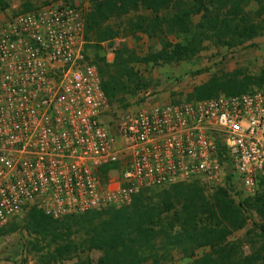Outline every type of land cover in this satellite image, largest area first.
Returning a JSON list of instances; mask_svg holds the SVG:
<instances>
[{"label":"built area","instance_id":"obj_1","mask_svg":"<svg viewBox=\"0 0 264 264\" xmlns=\"http://www.w3.org/2000/svg\"><path fill=\"white\" fill-rule=\"evenodd\" d=\"M84 26L68 4L0 25V229L30 204L60 219L228 172L255 192L264 180V89L126 112L111 132Z\"/></svg>","mask_w":264,"mask_h":264},{"label":"trees","instance_id":"obj_2","mask_svg":"<svg viewBox=\"0 0 264 264\" xmlns=\"http://www.w3.org/2000/svg\"><path fill=\"white\" fill-rule=\"evenodd\" d=\"M89 2L91 8L84 17V35L86 40L90 33L94 34L98 49L101 42L116 34L102 28L111 19L127 17V30L132 36L137 33L149 38L161 36L162 41L164 34L177 32L185 37L183 44L166 42L161 51L140 59L143 63L190 60L201 50L205 40L231 46L264 32V0ZM253 5L255 10L251 11ZM0 6H4L2 0ZM195 16H199V22L191 26ZM119 55L117 52L111 64L97 56L95 62L90 60L98 68L101 88L109 103L129 90L122 80L132 76L128 69L130 63L126 61L114 70ZM263 86L264 73L255 78L240 72L222 78L212 76L195 86L187 98L189 101L206 100L219 93L235 95ZM106 170L108 167L103 169ZM259 184L264 187V180ZM226 185L211 194H206L198 181L160 188V193L152 195L145 189L136 193L127 206L87 211L66 216L62 221L32 207L26 228L34 235L51 236L45 264L62 263L77 253L86 256L73 264H162L172 258L174 251L188 259L189 264H264V192L236 202L231 195L230 177ZM252 213L262 219V224L258 226V246L253 245L250 253L245 254L244 243L229 241V238L246 226ZM15 231L16 226L9 225L0 229V236ZM91 251L100 253L96 261L88 256Z\"/></svg>","mask_w":264,"mask_h":264},{"label":"rangeland","instance_id":"obj_3","mask_svg":"<svg viewBox=\"0 0 264 264\" xmlns=\"http://www.w3.org/2000/svg\"><path fill=\"white\" fill-rule=\"evenodd\" d=\"M182 1L186 3L191 0ZM2 2L4 6H0V25L19 14L37 11L49 5H73L82 11L84 17L91 8L89 0H2ZM250 10L254 11L255 6H251ZM127 19V17L111 19L102 26L103 29H110L116 34L101 42L100 49L95 47L97 42L92 33L88 35L84 45L87 58L93 62L96 61L97 56L111 64L118 52L120 60L114 68L115 71L123 61L130 63L128 69L132 72V76L130 79L122 80L129 90L121 93L114 102H108V109L101 117L102 124L111 132L116 129L118 119L126 112H136L154 105L189 101L187 96L192 89L205 83L212 76L222 78L240 72L241 75L255 78L264 73V32L249 41L234 42L231 46L220 45L214 40H205L201 50L190 60L170 64L153 61L143 63L139 62L140 59L149 58L150 55L161 51L166 42L172 45L183 44L186 39L177 32L164 34L162 41L161 36L149 38L141 33L132 36L127 30ZM199 19V16L192 18L191 26L197 24ZM262 89L264 86L253 87L249 91ZM220 94L223 93L218 95ZM228 177L231 179V195L236 202L245 197L254 196L257 192H264V187H260V184L254 193L248 192L231 172L217 181L201 180L198 182L206 194H211L217 188L225 186ZM147 191L150 195L161 192L158 188ZM32 207L42 211L36 204H30L22 210L20 215L4 226L8 228L9 225H15L16 231L0 236V264H45L47 246L51 236L34 235L27 230V215ZM249 217L246 226L229 238V241H242L245 254L250 253L253 245L258 246V226L262 224V219L257 214L252 213ZM60 219L62 221L65 218ZM171 255L172 258L164 260L162 264H189V260L179 253L174 251ZM85 256L86 254L77 253L72 259L57 264H73ZM88 256L96 261L100 253L91 251Z\"/></svg>","mask_w":264,"mask_h":264}]
</instances>
